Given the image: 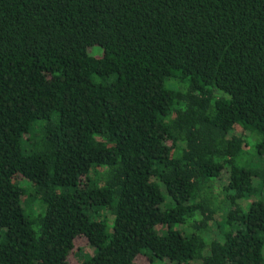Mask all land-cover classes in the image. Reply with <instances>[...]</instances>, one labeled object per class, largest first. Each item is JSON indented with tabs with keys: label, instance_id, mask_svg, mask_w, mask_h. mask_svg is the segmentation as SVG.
I'll return each mask as SVG.
<instances>
[{
	"label": "trees",
	"instance_id": "obj_1",
	"mask_svg": "<svg viewBox=\"0 0 264 264\" xmlns=\"http://www.w3.org/2000/svg\"><path fill=\"white\" fill-rule=\"evenodd\" d=\"M251 154L264 0H0V264H264Z\"/></svg>",
	"mask_w": 264,
	"mask_h": 264
},
{
	"label": "rangeland",
	"instance_id": "obj_2",
	"mask_svg": "<svg viewBox=\"0 0 264 264\" xmlns=\"http://www.w3.org/2000/svg\"><path fill=\"white\" fill-rule=\"evenodd\" d=\"M246 162H247L248 165H251V166L264 167V160L261 157L256 156V155H252L251 154L250 158L248 156L246 158ZM255 184H257V183H255ZM84 243H85V241H84V239L82 237H79V238L76 239L75 245L79 246L80 252L75 257H71L70 256L68 258V264H73L75 261H79L80 258L82 257V255L86 256V255H89L91 253V249L89 248V246L85 245ZM140 258H138V260ZM140 261L143 263L144 259L141 258Z\"/></svg>",
	"mask_w": 264,
	"mask_h": 264
}]
</instances>
